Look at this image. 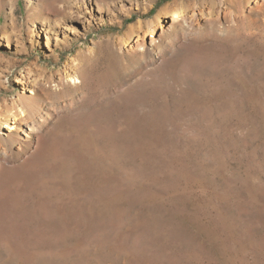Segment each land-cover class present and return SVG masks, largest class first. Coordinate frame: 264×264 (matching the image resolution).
Segmentation results:
<instances>
[{
    "label": "rangeland",
    "instance_id": "374dc122",
    "mask_svg": "<svg viewBox=\"0 0 264 264\" xmlns=\"http://www.w3.org/2000/svg\"><path fill=\"white\" fill-rule=\"evenodd\" d=\"M0 264H264V0H0Z\"/></svg>",
    "mask_w": 264,
    "mask_h": 264
},
{
    "label": "bare ground",
    "instance_id": "6f19581e",
    "mask_svg": "<svg viewBox=\"0 0 264 264\" xmlns=\"http://www.w3.org/2000/svg\"><path fill=\"white\" fill-rule=\"evenodd\" d=\"M169 14H170V16H172L174 18V20L190 19L192 23H195L198 21V15L197 14H193V15L188 14L187 11L182 6H179V5H173L170 9ZM153 22L154 23L151 25V27L149 29L144 30L142 32V34L139 35V39L146 38L148 35L155 36L159 32L160 28L164 29V25H163L162 18L160 15ZM10 128L15 129L16 126H10Z\"/></svg>",
    "mask_w": 264,
    "mask_h": 264
}]
</instances>
